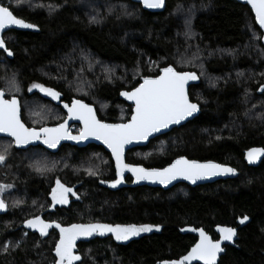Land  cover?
<instances>
[{
	"label": "trees",
	"instance_id": "trees-1",
	"mask_svg": "<svg viewBox=\"0 0 264 264\" xmlns=\"http://www.w3.org/2000/svg\"><path fill=\"white\" fill-rule=\"evenodd\" d=\"M165 1L164 11L150 13L128 0H1L39 33L4 34L13 55L0 51V89L6 99H19L29 128L59 124L64 105L73 100L92 105L100 120L117 123L131 115L120 91L132 90L167 65L193 72L199 83L188 94L200 114L130 150L126 162L163 168L186 157L228 165L238 176L168 190L133 188L129 179L112 187L117 179L111 158L99 146L64 145L53 154L41 147L15 150L11 140L0 138V151L7 150L0 185L12 186L1 198L7 212L0 216V264H55L57 227L43 236L22 227L37 216L65 228L160 226L125 242L111 235L79 240L74 254L80 259L74 264L179 260L196 242L190 230L202 229L218 240V227L235 229L218 264H264V160L256 167L243 160L246 150L264 149V93H256L264 84L262 34L250 10L234 1ZM33 83L60 95L53 99L37 88L29 91ZM57 180L66 188L77 186L66 207L53 203Z\"/></svg>",
	"mask_w": 264,
	"mask_h": 264
},
{
	"label": "snow or ice",
	"instance_id": "snow-or-ice-1",
	"mask_svg": "<svg viewBox=\"0 0 264 264\" xmlns=\"http://www.w3.org/2000/svg\"><path fill=\"white\" fill-rule=\"evenodd\" d=\"M17 2L19 3L20 0H17ZM140 2L148 8H160L164 5V0H140ZM247 2L253 9L257 23L261 29H264V0H247ZM92 20L94 22L95 18H92ZM185 23L188 26L190 19L186 20ZM9 26L21 28L36 27L22 18H17L9 7L0 4V30H4ZM0 49H3L8 56L13 55L2 38H0ZM195 79L197 77L194 73L177 71L172 66L161 69L158 76H144L142 83L134 87L130 92H121L122 96L133 101L135 105L132 109L131 120L127 124H104L95 118L90 106L83 104L82 101L73 100L71 107L67 104L64 107L67 108L70 117L75 116L84 124L79 136L70 135L64 124H60L55 128H26L19 118V105L15 96L11 99H5L3 91H0V133H7L11 136L17 147L26 145L32 140H41L49 148H55L61 139L81 140L85 136H95L111 149L113 158L116 161L117 180L110 182L112 187H115L120 182L124 169L131 171L136 180H153L161 184H168L170 180H174L177 177H182L195 183L198 179L217 174L234 173V169L214 164L211 161L200 163L195 160H186L184 157H179L162 169H145L123 162L124 144L133 139H147L152 133L167 128L170 124L179 123V121L197 111V104L190 102L185 91V84L189 80ZM10 84L12 87L16 86L15 78L10 81ZM33 88L50 95L53 99H57L60 95L53 89L45 88L41 84L33 83L29 91ZM261 90H264V85H261ZM6 151V149L5 151H0V163L5 162ZM261 154H264V149H250L246 155L249 162H254ZM43 170V168L37 167V171ZM91 174L95 175V172ZM101 182L104 183L105 181ZM11 187V185H0V192L4 191L5 188ZM71 191V188H66L57 180L56 187L52 189L53 202L67 203L66 194ZM5 208V201L0 199V209ZM247 219V216L243 217L240 223H244ZM25 223L32 228L38 227L41 235H44L46 230L51 227L50 224L44 223L38 216L25 221ZM56 227L60 230V240L55 247L57 257L55 264H74L75 261L80 259L79 256L73 253V242L78 236L86 237L91 236L93 233L104 234L105 232H110L117 241H122L141 232L150 231L153 227L159 230L160 226H112L97 223L74 224L67 228L57 224ZM193 231L199 232L200 240L179 260L164 261L163 264H185V262L192 260L202 261V264H216L217 254L222 251L221 241H231L235 235V229L230 227H218V231L221 234L220 240H212L202 229H193ZM5 248H7V245H5Z\"/></svg>",
	"mask_w": 264,
	"mask_h": 264
},
{
	"label": "water",
	"instance_id": "water-1",
	"mask_svg": "<svg viewBox=\"0 0 264 264\" xmlns=\"http://www.w3.org/2000/svg\"><path fill=\"white\" fill-rule=\"evenodd\" d=\"M128 1H131L133 3H137L141 6L142 10L144 11H147V12H150V13H159V12H162L164 11L165 9V5H166V1L164 0V5L160 8H148L146 6H144L140 0H128ZM229 1H234L236 3H239L241 5H244L246 6L250 12L252 13V16L254 18V22L257 26V28L260 30L261 32V44L262 46L264 47V29H261V27L259 26V24L257 23L256 21V18H255V14L253 12V9L251 7V5L247 2V0H229ZM0 4H1V0H0ZM22 31V32H31V33H39V28L36 26L35 28H21V27H18V26H9V27H6L4 30H0V38L3 39V36L6 32L8 31ZM4 40V39H3ZM6 45V44H5ZM1 52H3L4 54H6L3 49H0ZM7 55V54H6ZM168 66H171V65H167L165 67H168ZM163 67V68H165ZM173 67V66H172ZM161 68V69H163ZM160 69V70H161ZM160 70L158 72V75H160ZM193 73V72H191ZM195 74V73H194ZM196 75V74H195ZM155 77V76H154ZM197 79L195 80H189L186 84H185V91H186V94L188 95V98H189V88L191 86H194V85H197L199 83V79H198V76L196 75ZM140 83H142V78L140 79ZM139 83V84H140ZM138 84V85H139ZM137 85V86H138ZM264 85V84H262ZM136 86V87H137ZM0 91H2L0 89ZM123 92H130L131 90L129 91H125V90H122ZM119 92L118 94V98L120 100H122L123 102H125L127 105L131 106V115L129 116L128 120L126 122H117V123H111V122H106V121H102L98 118L97 116V113H96V110L95 108L90 105V104H87L85 102L82 101L83 104H86L88 106H90L92 108V111H93V114L95 115V118L98 120V121H101L102 123L104 124H110V125H116V124H127L130 120H131V117H132V109L135 107L134 105V102L131 101V100H128L125 96H122L121 95V92ZM4 93V92H3ZM256 93L258 95H261L264 93V90H261V85L258 87ZM4 98H5V94H4ZM12 98V97H11ZM9 98V99H11ZM18 101V105H19V118L21 120V123H23L22 119H21V108H20V102H19V99L17 97H15ZM6 99V98H5ZM190 100V98H189ZM81 101V100H79ZM191 103H194L192 101H190ZM197 104V103H195ZM69 107L72 106V102L68 105ZM200 114V106L197 104V111L194 112L191 116H188V117H185L183 120L179 121V123H173V124H170L168 125L167 128H164V129H161L160 131L158 132H154L152 133L150 136H148L147 139H144V140H131L129 141L128 143L124 144L123 146V162L125 164H129L126 162V154L127 152H129L130 150H133V149H136V148H142V147H145L149 144L150 141L162 136V135H165L169 132H171L173 129L175 128H179L181 127L182 125H185L187 122L193 120L195 117H197L198 115ZM65 115L66 117L64 118V120L62 122H60L59 124H56V125H53V126H43V127H46V128H55L57 127L58 125L60 124H64L65 128L68 130V132L70 133V135L72 136H79L80 133H81V130L84 128V124L81 122V120L75 116H72L70 117L69 114H68V110L67 108H65ZM24 124V123H23ZM73 125H76V126H79L80 127V131L78 133H72L70 131L71 127ZM24 126L26 128H29L27 127L25 124ZM39 129V128H38ZM0 138H6V139H9L12 141L13 143V147L15 148V150H26L30 147H41L43 149H45L46 151H48L49 153H57L59 151V149L64 146V145H69V146H74V147H77V148H85L87 146H91V145H94V146H99L101 148H103V150L109 154L110 158H111V161H112V164H113V169H114V173H115V177L117 179V176H116V161L115 159L113 158V155H112V151L111 149L108 148V146L100 139H97L95 136H85L84 139H81V140H72V139H61L58 144L56 145L55 148H49L46 144L42 143L41 140H32V141H29L28 144L26 145H21L19 147H17L13 141V138L11 136H9L7 133H0ZM251 149H262V148H251ZM250 150V149H248ZM248 150H246L244 153H243V160L245 162V164L249 167H256L259 165V163L264 159V154H261L260 156H258V158L254 161V162H249V160L247 159V152ZM179 158V157H178ZM178 158H175L174 160H177ZM186 160H189L191 161L190 159L184 157ZM173 160V161H174ZM172 161V162H173ZM197 161V160H195ZM171 162V163H172ZM200 163H205V162H208V161H198ZM213 162L214 164H218V165H222L224 167H227V168H232L228 165H224V164H219L217 162H214V161H211ZM169 163V164H171ZM169 164H167L165 167H167ZM129 165H133V166H139V167H142V168H145V169H151V168H146L142 165H135V164H129ZM163 167V168H165ZM156 169H162V168H156ZM234 169V168H232ZM235 170V169H234ZM238 176V173L237 171L235 170L234 173H223V174H217V175H214V176H210V177H207V178H203V179H198L195 181V183L191 182V181H188V180H185L183 179L182 177H177L176 179L174 180H170L168 184H161L159 183L158 181H153V180H136V178L133 176L132 172L131 171H128L127 169H124L122 171V174H121V177H120V182H124L126 179H130L131 180V186L133 188H136V187H141V186H146V187H149V188H153V189H161V190H168L178 184H185L189 187H196V186H204V185H208V184H213L215 182H218V181H224V180H227V179H234ZM77 188V186H73L71 187L72 191H74L75 189ZM71 191V192H72ZM50 209H53V208H50ZM7 212V206L5 209H0V216L2 215H5ZM40 219L42 220V217L39 216ZM22 227L25 229V230H29L26 225V223H24L22 225ZM191 234H193L194 236H196V242L189 248V250L186 252V254L190 251V249L200 240V235H199V232L198 231H193V230H190L189 231ZM209 236V238H211L213 240V238L209 235V234H206ZM226 243V242H225ZM224 241H221V248H222V251L219 252L217 254V258H216V264H218L219 262V259L220 257L222 256V254L224 253ZM186 254H184L183 256H185ZM185 264H202V261H199V260H192L190 262H185Z\"/></svg>",
	"mask_w": 264,
	"mask_h": 264
},
{
	"label": "rangeland",
	"instance_id": "rangeland-1",
	"mask_svg": "<svg viewBox=\"0 0 264 264\" xmlns=\"http://www.w3.org/2000/svg\"><path fill=\"white\" fill-rule=\"evenodd\" d=\"M42 93H44V92H42ZM45 95H47V96H49L48 94H46V93H44ZM70 131L72 132V131H77L76 130V128L75 127H71V129H70ZM10 190V188H5L4 189V191H2V192H0V199L2 198V196H3V194H5V193H7L8 191ZM112 226H116V225H112ZM67 228V227H66ZM58 229V228H57ZM155 230V228L153 227L150 231H147V232H141V233H139L138 235H136V236H131V237H129V239H132V238H134V237H138V236H140V235H143V234H145V233H150V232H153ZM58 233H59V240H60V230L58 231ZM105 235H111L113 238H114V236L112 235V233H110V232H105L104 234H99V233H93L91 236H78L77 238H76V240L73 242L74 243V245H75V242L78 240V239H88V238H91V237H93V236H105ZM115 239V238H114ZM129 239H127V240H129ZM58 240V241H59ZM116 240V239H115ZM127 240H122V241H118V242H125V241H127ZM117 241V240H116ZM73 253H74V248H73ZM56 259H57V257H56Z\"/></svg>",
	"mask_w": 264,
	"mask_h": 264
},
{
	"label": "flooded vegetation",
	"instance_id": "flooded-vegetation-1",
	"mask_svg": "<svg viewBox=\"0 0 264 264\" xmlns=\"http://www.w3.org/2000/svg\"><path fill=\"white\" fill-rule=\"evenodd\" d=\"M4 39V38H3ZM64 111H65V108H64ZM65 117H66V115H65ZM73 127H75L76 128V130L77 131H75V132H72V133H78L79 131H80V127L79 126H76V125H73ZM264 160V159H263ZM112 162V161H111ZM261 163V162H260ZM259 163V164H260ZM113 165V164H112ZM130 180V179H129ZM69 192L66 194L67 195V200H68V202L67 203H65V204H61V203H54V205H56V206H58V205H61V206H68V204H69V202H70V198H69ZM45 223V222H44ZM26 228H28L29 230V232H31V233H35V234H37V235H41V233H40V231H39V228L37 227V228H32V227H29V226H27ZM51 228L52 229H54V228H56V226L55 225H53V224H51V227H49L47 230H46V232H49L50 230H51ZM58 231H59V228H58ZM43 236V235H42ZM79 240H85V239H78L77 241H79ZM218 240H220V238L218 239ZM76 241V242H77ZM75 242V243H76ZM225 242H229V241H224V243ZM75 246V245H74Z\"/></svg>",
	"mask_w": 264,
	"mask_h": 264
},
{
	"label": "bare ground",
	"instance_id": "bare-ground-1",
	"mask_svg": "<svg viewBox=\"0 0 264 264\" xmlns=\"http://www.w3.org/2000/svg\"><path fill=\"white\" fill-rule=\"evenodd\" d=\"M7 33V32H6Z\"/></svg>",
	"mask_w": 264,
	"mask_h": 264
}]
</instances>
